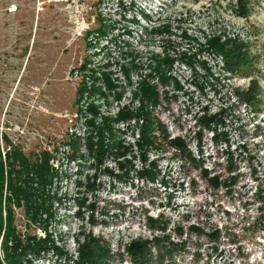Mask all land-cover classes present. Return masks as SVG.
Masks as SVG:
<instances>
[{"label":"rangeland","instance_id":"obj_1","mask_svg":"<svg viewBox=\"0 0 264 264\" xmlns=\"http://www.w3.org/2000/svg\"><path fill=\"white\" fill-rule=\"evenodd\" d=\"M211 41L244 46L248 71ZM15 151L51 156L37 220L6 200ZM0 160V264L9 212L51 246L22 264H264V0H0Z\"/></svg>","mask_w":264,"mask_h":264},{"label":"trees","instance_id":"obj_2","mask_svg":"<svg viewBox=\"0 0 264 264\" xmlns=\"http://www.w3.org/2000/svg\"><path fill=\"white\" fill-rule=\"evenodd\" d=\"M211 47L214 48L216 51L220 52L223 55V58L225 60V64L227 66V69L232 74H241L243 72L248 71V67L250 66L252 55L249 53L248 50H244V46L242 47H229L226 44H218L214 41L210 42ZM255 87V86H254ZM145 89V93L148 94V99L154 100L155 99V93L151 88ZM257 93V90H251L250 93L243 94V100L249 103H253L255 99V94ZM135 117L134 113L130 112H122L117 121L130 119ZM150 115L146 114L145 123L142 126L141 130V141L139 142L140 149L143 150L145 146L152 145L154 139V127L153 123L151 122ZM206 123V122H205ZM206 125V124H205ZM162 129V128H160ZM110 126L108 127V131H110ZM159 133H162L164 135V130H159ZM102 140V137H101ZM92 143V142H90ZM89 143V144H90ZM99 149H98V147ZM118 146H121L118 144ZM91 150L93 148V145L90 144ZM97 149L95 150L97 155H95L96 159L101 160L105 155L107 154L108 150L107 147L103 144V142H98V145H96ZM122 147V146H121ZM128 150L121 148L120 152L118 153V156H122L125 154V152ZM126 156V155H125ZM14 159V162L12 161ZM42 159V160H41ZM10 160V166L12 169L10 170V176L8 181V191L10 192V197H7L8 203H11L14 201L18 205H21L24 203L28 214L34 219L37 220L41 213L43 211H47L46 208V188L47 186L52 182L53 174L51 173L49 162L51 160V156L48 152H43L38 156L37 159L32 160L31 157H28L24 155L21 152L15 151L12 153V155L9 157ZM12 161V162H11ZM20 163V171H16V163ZM12 163V164H11ZM196 162L192 163L193 165ZM13 174L15 176H13ZM17 174V175H16ZM29 174H35L38 178V185L39 189L33 188V186L29 185V179L23 178L24 175L28 176ZM39 197L44 198V200L39 201ZM3 198H4V167L3 162L0 160V237L2 235V231L4 229V221H3ZM14 220L12 217V213L9 212L6 218V232L4 235V241L3 245L4 250L6 252L7 261L9 264H22L24 263V257L27 256L29 252L35 253L38 255H41V252L50 249L51 246H49V242L43 241L41 243H35L33 239H29L28 243L26 245L23 244V241L18 236V234L15 232V226H13ZM159 248V241L157 244ZM54 247V246H53ZM178 248L180 246L174 245L173 248ZM94 248V247H93ZM172 248V249H173ZM54 249V248H53ZM58 248H56L57 250ZM91 249L88 248L87 253L85 254V262L87 264H93L96 259L99 257H102L99 253H90ZM150 249L146 244L144 245H135L134 248L131 250L132 255H135V258L143 259L144 262H146L145 258L149 257ZM159 256L162 257V254H160L163 251V248L160 247L159 249ZM171 251V250H169ZM97 264H100L99 261H97Z\"/></svg>","mask_w":264,"mask_h":264}]
</instances>
